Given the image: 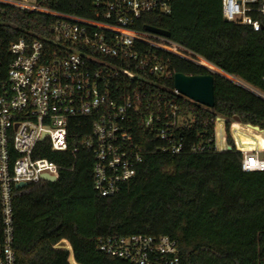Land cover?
Segmentation results:
<instances>
[{"label":"trees","instance_id":"16d2710c","mask_svg":"<svg viewBox=\"0 0 264 264\" xmlns=\"http://www.w3.org/2000/svg\"><path fill=\"white\" fill-rule=\"evenodd\" d=\"M36 2L85 18L103 12L93 0ZM53 23L49 15L0 3V68L4 70L10 61L8 47L18 38L51 45ZM144 24L167 31L172 40L264 96V21L253 31L224 21L221 0H170L168 14L142 17L136 28L142 30ZM138 47L142 54L155 53L172 75L118 79L110 85V89L118 86L141 95L135 102L138 111L130 119L143 156L136 174L122 182L115 194L98 195L93 189V152L82 143L90 135L89 119H72L66 152L43 149L35 154L70 169H60L55 182L40 180L13 190L17 263L68 264L67 251L52 247L64 238L77 264H120L99 250L98 240L142 233L175 239L181 264H264V171L240 167L242 151L264 146V99L213 73V106L198 105L174 93L173 75L208 71L151 46ZM98 57L116 64L113 58ZM204 60L202 65L220 73ZM172 108L181 139L179 153L162 150L168 142L142 124L149 113H159L162 124L169 122ZM228 145L231 149L226 150Z\"/></svg>","mask_w":264,"mask_h":264},{"label":"built area","instance_id":"2783aa9c","mask_svg":"<svg viewBox=\"0 0 264 264\" xmlns=\"http://www.w3.org/2000/svg\"><path fill=\"white\" fill-rule=\"evenodd\" d=\"M93 1L103 7V12L85 18L47 9L36 0H0L16 9L54 18L50 26L51 45L18 38L8 47L10 61L4 70L0 68V264H18L13 248L14 186L21 182L38 183L44 180L43 175L53 177L55 182L60 169H70L35 154L43 149L66 152L72 119H89L90 135L82 143L93 152V189L98 195L115 194L122 182L136 174L143 156L131 131L130 119L138 111L135 102L141 95L125 88L120 90L118 86L110 89V85L118 83V79L147 80V75H172L155 53L142 54L140 44L210 70L200 64L204 59L190 49L169 36L144 29L151 24H144L142 30L136 28L142 17L168 14L170 0ZM221 16L258 31L264 21V0H221ZM98 55L113 58L116 64ZM173 91L177 93L174 88ZM170 112L169 122L162 124L159 113L156 116L149 113L142 124L168 142L169 146L162 150L179 153L181 139L175 131L178 124L175 108ZM44 140L45 144H39ZM75 151L73 148L72 152ZM247 156L255 158L257 165L247 163ZM247 156L242 159V170L264 171V159L258 158L257 152L255 156ZM98 246L104 254L122 261L120 264H181L178 244L167 235L110 236L100 238ZM52 247L67 251V263L77 264L66 239H60Z\"/></svg>","mask_w":264,"mask_h":264},{"label":"water","instance_id":"95a60500","mask_svg":"<svg viewBox=\"0 0 264 264\" xmlns=\"http://www.w3.org/2000/svg\"><path fill=\"white\" fill-rule=\"evenodd\" d=\"M224 21H227V19L225 18ZM144 29L148 32L151 31L165 37L169 36V33L167 31L153 25L145 26ZM213 73H217V72L208 70L207 74H195V75H191V74L185 75L176 72L173 75V87L178 94L184 96L188 100L190 99L191 101H193L198 105H203L205 107H212L214 103L213 75H212ZM217 74H221V73H217ZM238 84L241 85L240 83ZM243 87L245 88L246 86ZM246 88L252 91L253 93H255V91L251 90L250 88L248 87ZM255 94L258 95L257 93ZM235 121H237L236 118ZM254 127L259 129L257 126ZM262 131L264 133V130ZM228 149H231L229 145L226 148V150ZM257 157L260 159H264V151L257 152ZM43 179L48 182H54V178L49 177L47 175H43ZM26 185L27 183L21 182L15 184L14 187L16 190H18Z\"/></svg>","mask_w":264,"mask_h":264},{"label":"rangeland","instance_id":"374dc122","mask_svg":"<svg viewBox=\"0 0 264 264\" xmlns=\"http://www.w3.org/2000/svg\"><path fill=\"white\" fill-rule=\"evenodd\" d=\"M215 127H216V120H215V125H214V130H215ZM225 127V120H223V130H224V140H225V143H226V130L224 129ZM228 130L230 132V136H231V130H230V124H229V127H228ZM215 138H216V130H215ZM231 139H232V136H231ZM216 141V139H215ZM232 142H233V139H232ZM233 146L234 148L235 147V144L233 142ZM237 149V148H236ZM238 150V149H237ZM259 150H262V149H259ZM244 152V153H243ZM256 152H258V150H247V151H242L243 153V157L247 156V155H252V156H255Z\"/></svg>","mask_w":264,"mask_h":264},{"label":"bare ground","instance_id":"6f19581e","mask_svg":"<svg viewBox=\"0 0 264 264\" xmlns=\"http://www.w3.org/2000/svg\"><path fill=\"white\" fill-rule=\"evenodd\" d=\"M201 64V63H200ZM202 65V64H201ZM202 66H204V65H202ZM205 67V66H204ZM206 68H208V67H206ZM210 69V68H209ZM210 70H212V69H210ZM212 71H214V70H212ZM262 150H264V146L262 147ZM262 150H260V151H262ZM246 160H248L247 161V163H249V164H252L253 165V167L254 166H256L257 165V160L255 159V158H251V159H248V156H247V158H246Z\"/></svg>","mask_w":264,"mask_h":264},{"label":"crops","instance_id":"0c3cea01","mask_svg":"<svg viewBox=\"0 0 264 264\" xmlns=\"http://www.w3.org/2000/svg\"><path fill=\"white\" fill-rule=\"evenodd\" d=\"M224 120V119H223ZM215 144H216V141H215Z\"/></svg>","mask_w":264,"mask_h":264}]
</instances>
